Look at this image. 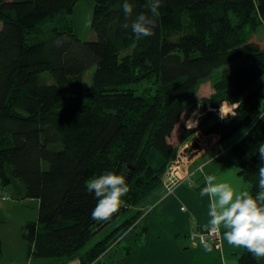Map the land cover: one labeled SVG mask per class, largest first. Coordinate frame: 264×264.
<instances>
[{"label":"trees","instance_id":"obj_1","mask_svg":"<svg viewBox=\"0 0 264 264\" xmlns=\"http://www.w3.org/2000/svg\"><path fill=\"white\" fill-rule=\"evenodd\" d=\"M76 1L0 0V179L19 198L39 199L37 221L22 230L30 264L76 256L82 264H114L110 250L178 154L170 137L201 104L215 116L225 102H238L234 114L205 131L224 140L249 127L232 151L248 192L260 191L264 84L253 86L264 78V47L250 31L264 24V0H163L155 34L142 38L122 28L121 0H95L97 37L90 40L69 17ZM149 3L134 0L135 13L151 16ZM59 36L67 40L58 47ZM244 59L249 65L239 64ZM207 80L214 92L198 99ZM193 130L184 127L180 139ZM188 150L198 153L197 139ZM105 171L127 174L130 192L118 212L99 221L91 217L97 199L86 182ZM238 264H264V258L244 248Z\"/></svg>","mask_w":264,"mask_h":264},{"label":"crops","instance_id":"obj_2","mask_svg":"<svg viewBox=\"0 0 264 264\" xmlns=\"http://www.w3.org/2000/svg\"><path fill=\"white\" fill-rule=\"evenodd\" d=\"M254 40L264 47L260 40ZM201 89L203 94L200 97L197 94L198 99L212 94V81L207 87L203 83L198 93ZM237 106L238 102H225L215 116L208 114L211 106H206V109L201 104L193 111L190 118H193L194 126L199 123V128L192 139L200 141V150L192 156L189 168L182 171V178L166 172L161 184L141 200L138 205L139 218L119 237L108 254L115 255L114 264H238L244 248L228 244L222 228V247L219 249L195 245L189 238L191 232L197 234L209 229V197L200 194L206 183V175L212 174L217 182H227L237 190L249 189L232 151L233 145L244 137L249 127L242 126L224 140L220 133L205 131L218 119L234 114ZM260 107L264 109V86ZM206 160L211 163L202 171L198 170ZM189 171L192 176L188 177ZM143 228L146 232L142 234ZM30 262L29 257L27 264ZM43 264H82V259L81 256L60 258L43 261Z\"/></svg>","mask_w":264,"mask_h":264},{"label":"clouds","instance_id":"obj_3","mask_svg":"<svg viewBox=\"0 0 264 264\" xmlns=\"http://www.w3.org/2000/svg\"><path fill=\"white\" fill-rule=\"evenodd\" d=\"M163 0H150L151 16L135 13L134 0H121L126 20L122 28H131L137 38L154 35L155 17L159 15ZM127 18H131L128 22ZM66 36L55 39L56 46H62ZM223 115V113L221 112ZM264 161V145L258 149ZM211 161H204L198 170L202 171ZM258 188L255 196L245 190H237L227 182H217L212 174L206 175V183L201 189V196L209 197L208 227L210 231L223 229L228 244L242 247L257 259L264 258V163L258 168ZM89 193H93L97 202L91 211L94 220L107 221L118 212L122 198L130 192L127 174L124 172L105 171L86 182ZM96 264V261H93Z\"/></svg>","mask_w":264,"mask_h":264},{"label":"rangeland","instance_id":"obj_4","mask_svg":"<svg viewBox=\"0 0 264 264\" xmlns=\"http://www.w3.org/2000/svg\"><path fill=\"white\" fill-rule=\"evenodd\" d=\"M94 7L95 0H77L73 10L69 13V17L73 20L78 35L84 40L95 39L97 37L92 26ZM2 25L3 21L0 20V28ZM250 33L253 39L260 40L264 45V24L256 31H250ZM241 62L242 63L239 62V64L249 65L248 60L244 59ZM235 64H232L231 66ZM93 73L94 68L87 72L85 76L86 83L91 81ZM210 81L211 80H207L204 82V86L207 87ZM260 82H262V78L253 86V89L256 88ZM202 94L203 90L201 89L198 93V97L202 96ZM190 117L186 120L183 119L170 137V141L176 146L177 153L182 151L187 145L194 141V139H192V135L194 133H192L187 140L182 141L180 139L183 128L187 127L190 130H197L199 128V123L194 126V120ZM4 195L7 196L6 199L3 198ZM39 205L38 198H19L15 187L13 185L4 186L0 179V241L2 244V254L0 255L1 264H27L29 258V242L23 236V225L28 221H37ZM126 217V215H122L119 219L112 221L87 243L82 252L113 231ZM112 257L109 256L106 259L111 261Z\"/></svg>","mask_w":264,"mask_h":264},{"label":"built area","instance_id":"obj_5","mask_svg":"<svg viewBox=\"0 0 264 264\" xmlns=\"http://www.w3.org/2000/svg\"><path fill=\"white\" fill-rule=\"evenodd\" d=\"M198 144L200 145L199 140H198ZM189 145H187L182 151L178 152L176 158L172 161L171 165L169 166L167 173L175 175L178 178H182L181 173L183 170L186 171L187 168H189L191 158L193 156L192 151L188 150ZM187 175L188 177L192 176V173L189 171L187 172ZM3 198L5 199V197ZM189 238L195 245H203V246L212 245L218 249L221 248L222 246V232L220 229L216 231H210L209 229H206L200 231L197 234L195 232H191Z\"/></svg>","mask_w":264,"mask_h":264}]
</instances>
